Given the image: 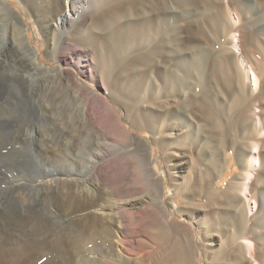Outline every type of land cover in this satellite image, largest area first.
<instances>
[{
    "label": "rangeland",
    "instance_id": "obj_1",
    "mask_svg": "<svg viewBox=\"0 0 264 264\" xmlns=\"http://www.w3.org/2000/svg\"><path fill=\"white\" fill-rule=\"evenodd\" d=\"M55 1H29L30 7L35 9L38 7L36 30L39 37L36 38L30 32V46L28 44L21 45L17 38L14 40L13 35L7 34L6 37L7 39L11 37L14 42L11 38L9 41H3L0 36V234L7 238L8 250L6 249L5 253L7 264H19L22 260L23 262L20 264H56V258L47 253V250H51L54 243L65 240L64 233L67 234L75 230L78 219L86 215L85 211L71 213L69 207L66 209L67 198L70 203H73L77 197L83 196V189L89 187L86 169L87 155L85 154L87 123L82 117H79L81 105L79 90L75 86V82H72L74 80L66 77L61 69L71 70L77 78L87 85L93 86L92 83L96 79L95 75L98 79L100 78L97 71L100 58L93 44L69 43L65 45V58L60 62L53 60L48 55V50L52 48L54 41L56 42L58 38H67L66 40L72 42L76 32L83 31L84 34L95 32L98 34L92 24L96 17L104 15L105 6L99 0H74L71 16L64 22V25L60 24L59 18L54 21L60 32L59 37L57 35L52 39L42 31L40 23L42 18L49 17L52 12L59 13L63 10L55 5ZM157 1L159 2V0ZM157 1L144 0L141 9H129V11L124 12V22L127 21L126 19L137 21L140 18H153L152 16L159 13ZM242 1L245 8L240 13L231 4L232 0H221L223 16L227 23L232 26V29L227 34H221L218 42L212 45L203 40L200 33L197 34L191 22L197 18L201 8H188L184 14L179 10V6L174 4V0H168L167 6L171 8L169 11L171 16L169 14V16L166 15L167 17L161 16L162 21H166V25L158 22L157 18L155 21L153 20L154 22L149 26V34L142 37L134 50L125 51L123 56L125 58L119 62V64H125L127 61L135 64V66L175 70L182 61L186 62L188 58L187 48L194 46L201 51L204 57L203 72L206 73L211 59L215 56L214 54L224 50L227 57H233L238 65L240 70L237 76L241 78L238 87L250 99L251 117L255 124L253 131L240 129L238 120L236 121L232 111L226 113L228 118L226 124L229 125L231 121L235 124V128L225 137L227 146L225 145L220 150L217 157L221 170L216 180H212L211 187L207 185L210 182L208 179L199 178L200 170L201 172L204 171V165L209 163L212 149L217 144L214 139L215 135L211 136L202 130V123L194 113L193 103L198 99L200 87L194 93L186 91L181 95L182 104L180 107L187 109L185 116L181 119L193 137L187 135L188 133H181L176 130L178 137L169 140L166 147L158 148L156 150L158 154L156 151L152 153L154 157L161 156L163 163L171 167L173 174L171 176L172 179L174 178L171 182L172 189L174 187L175 190H181V192L185 190L190 192L187 194V199L184 200L185 204L180 201L179 207H182L183 211L179 217H176V220L179 222L182 216L185 218L192 216L197 224L196 231L199 235L202 233L203 237H206V240L199 243V246H185L187 254L184 264H233V256L230 253L232 246L226 240L233 228L230 227V221H228L229 224L227 223L229 215L221 217L222 211L219 207L225 200L223 197H219L220 200L222 198L221 201L219 198L217 199L219 202L217 200L211 201L213 194H223L224 191L225 193L234 192L241 197V201L244 203L249 194L259 198L262 192L263 184L256 182V179L258 176L263 177L264 175V148L259 144L260 141L264 140V121L260 112V98H258L259 93L263 90L264 76L256 74L255 53L252 57L247 55L249 44L246 42L243 29L238 30V28L248 22H258L257 18L262 13L264 0ZM51 3L53 4L50 6ZM214 5L215 3L211 2L209 6L212 8ZM16 7L19 6L16 5ZM257 22H255L254 28L261 30L264 25L260 21L258 24ZM107 27L108 30L115 31L114 23H110ZM261 39V50H264V37ZM97 40L103 46L102 53H109L110 48L107 41L101 35L98 36ZM36 49L40 51V61L45 66L52 67L50 70L35 66L32 56ZM138 59L140 60L139 63H137ZM252 72L257 76V87L252 85ZM236 81L238 82V80ZM101 96L103 95L101 94ZM220 100L225 105H228L230 101L225 95H221ZM171 101L170 98L167 100L168 103ZM134 135L145 136V134L138 132H135ZM195 140L197 146L194 143ZM253 144H257L259 149L257 166L254 164L253 166L252 161L249 162L250 159L245 162L242 161L237 154V149L240 146L252 147ZM107 159L103 158L98 162V165L105 166L109 160ZM176 160L183 164L178 169L174 168ZM191 188H195V190L192 189V191ZM97 189V191L103 192L105 197L111 195L106 188H102L98 184ZM140 196L143 195H136L134 198ZM259 205L258 200L255 202L249 200L244 203L246 220L249 218L251 225L254 222L252 217L257 212ZM235 210L238 212V207ZM216 224L217 228L213 229L212 227H216ZM179 226L180 224L176 223L169 225L175 230ZM34 227L49 231L52 238L55 239L56 237L58 240L52 243L45 242L44 246L41 247V249L45 248L44 251L32 258L25 259L16 250L30 242V238H32L30 231ZM223 231L227 236L224 234L222 238L225 239L222 241L220 236H223ZM243 241V254L247 257L245 263L256 264L255 259L251 257L254 239L250 237L243 239ZM128 245L121 258L117 256V252L108 256L105 253L109 250L107 247H92L85 264H156L158 259L156 253L160 250L159 244L150 242L136 244L130 241ZM223 257L224 259H222ZM0 264H3L1 257ZM73 264H82V260L76 258Z\"/></svg>",
    "mask_w": 264,
    "mask_h": 264
},
{
    "label": "bare ground",
    "instance_id": "obj_2",
    "mask_svg": "<svg viewBox=\"0 0 264 264\" xmlns=\"http://www.w3.org/2000/svg\"><path fill=\"white\" fill-rule=\"evenodd\" d=\"M29 1L32 2V0H0V36L3 41H9L11 37L9 39L6 37L9 34L13 35L14 40L17 38L21 45L28 44L30 46V32L39 38L36 30L38 7L36 9L30 7ZM73 1L56 0L55 5L63 10L59 13L52 12L49 17L41 19L40 28L52 39L57 35L59 37L60 32L54 21L59 18L60 24L64 25V22L71 16ZM143 1L99 0L105 6V13L93 21L92 25L98 34L76 32L75 35L73 34L75 38L71 40L72 42L66 40L67 38H58L56 42L54 41L52 48L48 50V55L53 60L60 62L65 58V45L69 43L93 44L100 58V65L97 69L100 78L98 79L95 75L93 86L87 85L77 78L71 70L60 68L66 77L74 80L72 82H75V86L79 90L81 100L79 117H82L87 123L85 154L87 155L86 169L89 187L83 189V196L77 197L75 202L70 203L67 198L66 209L69 207L71 213L85 211L86 215L78 219L75 230L67 234L64 233L66 237L61 242H56L58 239L56 237L53 239L47 230H42L40 227L32 228L31 235L29 234L32 236L30 242L16 250L25 259L32 258L44 251L45 248L41 249V247L45 242H56L51 250H47V253L56 258V264H73L76 258L81 259L82 264H85L90 249L96 246L107 247L109 250L105 253L108 256L117 252V256L121 258L124 250L129 246L128 243L132 241L136 244L145 242L159 244L160 250L156 253L158 254L156 264H184L187 254L185 246H199V243L206 240L202 233L199 235L196 231L197 224L192 216L187 218L182 216L179 222L176 220V217H179L183 211V208L179 207L180 201L185 204L184 200L187 199V194L190 192L188 189L184 192L175 190L174 187L172 189L171 182L174 178L172 179L171 176V167L163 163L161 156L154 157L152 153L158 148L166 147L172 138L178 137L176 130L188 133L187 135L193 137L181 119L187 111L186 107H180L182 104L181 95L186 91L194 93L200 87L198 99L193 103L194 113L202 123V130L211 136L215 135L214 139L217 142L215 148L212 149L209 163L204 165V171L200 170L199 173V178L208 179L210 182L207 185H210L213 179L216 180L221 170L217 157L220 150L225 145L227 146L225 137L235 128V124L231 121L229 125L226 124L228 121L226 113L232 111L231 113L235 115L234 118L236 121L238 120V127L242 130L253 131L252 129L255 127L251 117L250 99L238 87L241 83V78L237 76L240 70L238 65L233 57H227L224 50L214 54L206 73L203 72L204 57L201 51L194 46L187 48L186 62L182 61L175 70L135 66L127 61L125 64H119L125 58L123 57L125 51L134 50L142 37L149 34V26L156 18L162 25L163 23L166 25V21H162L161 16H166L171 11V8L167 6L168 0H159V2L155 0L159 3L156 4L157 7L159 5L157 9L159 13L152 16L155 19L147 16L148 18H140L137 21L126 19L127 21L124 22V12L129 9H141ZM211 2L215 3L212 8L209 6ZM174 4L179 6V10L183 13L188 8H201L197 18L191 22L197 34L200 33V37L212 45L218 42L221 34H227L232 29L223 16L221 0H174ZM231 4L240 13L245 8L242 0H232ZM142 10L144 9L142 8ZM257 20L264 25V7ZM255 22L257 21L248 22L238 30L243 29L246 35V42L249 44L247 55L252 57L255 53L256 74L264 76V50H261L260 45V39L264 37V27L261 30L255 29ZM110 23L115 24V31L108 30L107 26ZM99 35L109 45L110 51L107 54L102 53L103 46L97 40ZM14 40L12 39L13 42ZM173 45L175 46V44ZM31 50L34 49L31 48ZM39 52L38 49L35 50L32 56L33 63L38 68L50 70L52 67H47L40 61ZM116 62L117 64H115ZM139 62L140 60L137 63ZM251 74L253 76L252 85L257 87V76L253 72ZM262 84L264 85V79ZM221 95L230 99L228 105L223 104L220 100ZM169 98L172 99L171 103L167 102ZM258 98H260V112L264 121V86ZM135 132L143 133L145 136H136ZM259 144L264 148V140ZM237 150L242 161L250 159L249 162L252 161V165H258L259 149L257 144H253L252 147L240 146ZM103 158L109 160L107 159L108 162L102 167L98 165V162ZM174 164L176 169L183 165L179 160H176ZM256 182L263 184V186L261 185L260 199L249 194L244 201L247 203L249 200L252 202L258 200L260 203L257 212L252 217L254 221L252 225L249 224V218L246 220L241 197L234 192L215 193L211 199V201H215L219 197H223L225 200L219 208L222 211L221 217L229 215L228 220L227 218L225 220L228 224L230 221V227L233 228L231 234L228 235L229 238L226 239L232 246L230 253L233 256V264H246L247 257L243 254L242 243L243 239L250 237L255 241L251 257L255 259L256 264H264V229H261L264 227V175L263 177L258 176ZM97 184L106 188L111 195L105 197L103 192L97 191ZM192 189L195 190V188ZM206 191L208 190L206 189ZM141 194L143 196L134 198ZM221 200L219 198V201ZM237 207L238 212L235 210ZM217 211L219 210L217 209ZM174 223L180 224L177 230L169 227ZM217 224L212 228H217ZM225 232L223 236H220V240L225 239L222 238ZM3 239L4 241H2ZM240 239L242 240L238 242ZM6 249L8 250L7 238L0 234V257L3 264H7L5 261Z\"/></svg>",
    "mask_w": 264,
    "mask_h": 264
}]
</instances>
